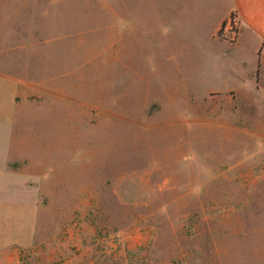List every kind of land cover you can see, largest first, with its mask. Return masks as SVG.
Wrapping results in <instances>:
<instances>
[{
    "label": "rangeland",
    "instance_id": "obj_1",
    "mask_svg": "<svg viewBox=\"0 0 264 264\" xmlns=\"http://www.w3.org/2000/svg\"><path fill=\"white\" fill-rule=\"evenodd\" d=\"M225 8L0 0L19 79L0 76V248L18 264H264V89L213 36ZM23 81L54 94L14 101Z\"/></svg>",
    "mask_w": 264,
    "mask_h": 264
},
{
    "label": "crops",
    "instance_id": "obj_2",
    "mask_svg": "<svg viewBox=\"0 0 264 264\" xmlns=\"http://www.w3.org/2000/svg\"><path fill=\"white\" fill-rule=\"evenodd\" d=\"M226 4L223 15L218 20L217 28L214 33V38L227 44L229 51L233 52L240 62L239 69L244 72L250 71L255 77V87L264 89V0H222ZM235 15L238 23V32L235 41H224L217 37L222 24L227 21L230 15ZM8 67L0 68V76L19 81L12 74H8ZM28 90L23 96L21 93L15 94L14 101L27 99H37L41 95L54 94L51 90L42 88V85H37L34 82H22ZM225 93L239 94V90H228ZM32 102V101H31ZM16 108V107H15ZM13 170V169H12ZM17 171V170H14ZM8 245L0 248V264H18L20 261L19 250L15 246Z\"/></svg>",
    "mask_w": 264,
    "mask_h": 264
},
{
    "label": "built area",
    "instance_id": "obj_3",
    "mask_svg": "<svg viewBox=\"0 0 264 264\" xmlns=\"http://www.w3.org/2000/svg\"><path fill=\"white\" fill-rule=\"evenodd\" d=\"M238 23H237V18L236 16L231 15L227 19V24L225 27V30H227L230 34H233V36H237L238 32Z\"/></svg>",
    "mask_w": 264,
    "mask_h": 264
},
{
    "label": "trees",
    "instance_id": "obj_4",
    "mask_svg": "<svg viewBox=\"0 0 264 264\" xmlns=\"http://www.w3.org/2000/svg\"><path fill=\"white\" fill-rule=\"evenodd\" d=\"M232 16H235V15H231V17ZM226 24H227V21H225L223 24H222V27H221V29H220V31L218 32V34H217V37L220 39V40H224V41H226V39L222 36V30L226 27Z\"/></svg>",
    "mask_w": 264,
    "mask_h": 264
}]
</instances>
